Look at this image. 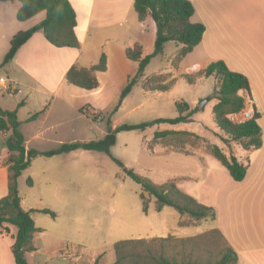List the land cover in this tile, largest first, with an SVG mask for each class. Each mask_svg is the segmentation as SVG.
Listing matches in <instances>:
<instances>
[{"label": "crops", "instance_id": "1", "mask_svg": "<svg viewBox=\"0 0 264 264\" xmlns=\"http://www.w3.org/2000/svg\"><path fill=\"white\" fill-rule=\"evenodd\" d=\"M68 1L76 15L75 35L80 48H56L42 33H35L6 64L11 78L9 74L6 76L19 93L3 94L0 91V108L17 111L26 150L42 153L53 150L50 146L55 149L65 143L78 142V138L68 137L78 131L74 122L80 118L102 124L103 116L94 119L101 112L87 104L88 93L82 95L77 89H84L69 84L66 73L72 66L79 69L97 65L103 53L106 56L105 72L110 67L109 56H116L124 63L126 49L139 45L135 33L145 29L147 18L151 20L148 16L144 21H139L134 0ZM187 1L194 8L190 22L201 24L204 33L200 43L181 61V72L202 75L211 63L221 61L231 72L245 76L249 83V94H240L245 104L259 115L262 144L258 149L244 148V162L237 160L247 167L245 177L240 182L232 180L217 160L221 167L194 152L188 153L189 149L177 152L160 144L154 145L162 147L160 155L179 156L185 160L200 159L198 167L191 169L185 166L178 174L169 173L167 179L174 181L184 194L212 207L216 217L198 232L195 230L198 225L196 220L189 216L185 220V215L181 216L167 206L157 211L154 199L146 210V216L160 219L162 223L146 229L135 226V234L128 240L164 239L169 236L183 239L217 229L236 252L237 264H264V0ZM20 7L17 1L0 2V63L10 48L11 38L35 26L45 17L41 12L27 21L19 22L16 13ZM125 62L137 64L127 58ZM188 67L196 71H186ZM22 88L27 93L23 106L18 107L16 102L7 106L5 96L20 95ZM33 102L35 108L26 112L27 106ZM38 112H42L40 117L29 122L28 119ZM21 114L25 115L23 120H20ZM10 135L11 132L0 133V199L7 194L8 173L5 164L9 153L4 144ZM75 151L51 157L37 156L21 174V177L32 181V186L24 189L22 183L19 184L20 205L30 213L38 229L32 239L34 250L25 253L27 264H94L95 261L101 264L105 260V253L88 257V247L72 242L73 239L77 236L91 237L92 240L112 237L123 232L121 225L127 226L121 219L118 227L108 222L97 225L79 219L80 210L89 207V204L82 203L79 191L81 178L87 177L89 165L81 166L78 163L80 155ZM91 169L95 170L93 167ZM196 178L201 185L189 193L187 189L193 187L184 181ZM211 191L215 193L213 201ZM143 197L145 203L144 193ZM43 210L53 212L54 217L42 213ZM221 217L224 218L223 223ZM15 235L16 228L13 226L0 228V264H15L11 251ZM123 239L119 238L120 241H127Z\"/></svg>", "mask_w": 264, "mask_h": 264}, {"label": "trees", "instance_id": "2", "mask_svg": "<svg viewBox=\"0 0 264 264\" xmlns=\"http://www.w3.org/2000/svg\"><path fill=\"white\" fill-rule=\"evenodd\" d=\"M14 1L21 4L16 13L17 21H27L41 12H44L45 17L35 26L18 32L11 38L10 48L2 65L8 64L18 49L35 33H42L45 39L56 48H80V43L75 35L76 15L68 0H0V2ZM134 10L139 21H144L149 16L157 27L154 55L162 54L164 44L173 41L180 45L175 56V60L180 62L202 39L204 27L201 24L190 22L194 8L187 0H134ZM125 56L129 61L136 62L138 67L136 74L126 80L120 101L111 111V116L117 112L122 100L140 81H142L143 89L147 91L165 92L170 88V84H163V76H151L144 79V71L151 57L142 56L141 46L135 45L133 48L126 49ZM106 69V56L102 54L97 65L79 69L72 66L65 77L69 84L90 91L97 87L94 73L105 72ZM202 75L206 78L213 77L216 80L217 86L213 95L216 103L212 108L216 127L229 141L239 142L246 149L260 148L262 144L261 129L258 125L259 115L255 111L253 118L244 123L234 124L229 120L230 115L240 112L245 107V99L240 93L249 94L247 78L231 72L221 61L211 63ZM187 81L190 84L193 83L190 78ZM22 106L23 102H20L18 107ZM175 108L177 117L174 119H159L138 125L123 124L114 129L110 126L109 118L107 120L108 132L101 140L62 144L57 149L42 153L33 149H25V137L19 129L20 122L17 119V111H4L0 108V133L11 132L4 144L9 153L5 164L8 183L7 194L0 199V228H6V226L16 228V235L11 247L15 264H27L25 253L34 250L32 239L38 230L35 228L30 213L21 208L18 190V178L28 168L32 159L37 156L51 157L78 149L109 154L111 147L116 143V135L120 132L132 130L144 132L153 124L176 126L188 123L196 111V109L191 110L185 102H176ZM41 114L42 112L33 114L28 121L37 120ZM178 137L194 138L195 140L200 138L194 133L185 131H162L154 133L153 141ZM182 143H186V141H182ZM148 148L150 149L149 145ZM178 150L177 152H182L180 148ZM209 151L228 171L232 180L236 182L243 180L247 167L239 163L236 157H227L216 146H212ZM113 161L120 168H124L127 176L138 184L144 193L155 199L157 211L167 206L173 208L179 215H187L196 221L215 220L216 213L212 207L181 192L174 181L157 185L135 174L131 169H125L120 161L116 159ZM27 186H32L30 179L27 180ZM141 198H144L143 194H141ZM41 212L54 217V213L49 210ZM169 251L173 256L168 254ZM113 253L115 256L113 264H237L238 260L236 252L217 229L184 239L169 236L164 239L119 241L113 245ZM94 264H97V261Z\"/></svg>", "mask_w": 264, "mask_h": 264}, {"label": "rangeland", "instance_id": "3", "mask_svg": "<svg viewBox=\"0 0 264 264\" xmlns=\"http://www.w3.org/2000/svg\"><path fill=\"white\" fill-rule=\"evenodd\" d=\"M144 26V30L135 33L138 44L142 47L143 57H151L144 71V79L151 76H163V84H170L169 90L165 92L147 91L143 89L142 81H140L133 87L131 93L122 100L117 112L111 116V111L120 101L126 80L136 74L138 65L125 62V55L124 63H121L116 56H109L110 67L107 72L94 73L97 81V87L94 90L86 92L83 90V92L76 88L81 91L82 95L88 93L87 104L101 112V115L97 114L94 119L98 120L100 116L105 119L102 124H98L97 121H87L86 118H80V120L74 122L78 131L68 138H78L79 143L101 140L108 132L107 120L109 118L111 121L110 126L113 129L123 124L138 125L151 123L159 119H174L177 117L176 102H185L191 110L196 109V111L190 122L179 126L153 124L144 132L136 130L120 132L116 135V143L111 147L109 154L83 149L75 151L76 154L80 155L78 163L81 166L83 164L89 165L87 177H82L79 185L82 203L89 204V207L80 210L79 219L97 225L108 222L116 227L121 224L119 222L121 219L127 224V226L121 225L123 229L121 234L112 237H99L92 240L91 237L77 236L73 239L72 242L88 247V257L99 255L102 252L105 253V260H102L101 264L114 261L113 245L120 241L119 238H124L123 240L131 239L135 234V226L146 229V227H156L162 223L160 219L146 216V210L150 207L154 198L144 193L141 187L127 176L124 168H120L113 159L120 161L125 169H131L135 174L150 180L154 184L161 185L169 182V179H167L169 173L178 174L185 166H190L191 169L198 167L200 159L185 160V158L179 156L160 155L163 152L162 147H153L156 144L171 148L173 151H179V148L182 152L184 149H189L188 153L194 152L217 167H221V165L210 154L209 150L212 146L218 147L227 157H236L239 162H244V157H246L241 143L229 141L213 121L212 108L216 103L213 99L216 89L215 79L212 77L206 78L196 73H182L179 66L183 59L180 62L175 60V56L180 49V45L176 42H166L162 54L154 55L157 27L149 18L145 20ZM187 69L186 71H196L191 67ZM7 74L11 78L7 65H2L1 61L0 77L6 78ZM188 78L193 83H188ZM26 94V89L22 88L20 95L5 96V103L7 106H12L15 102L17 104L20 102L25 103L27 101ZM204 100H207V102L200 108L199 103ZM34 103L27 106L26 112L35 108ZM20 118V120H23L25 115L21 114ZM162 131H185L194 133L200 138L195 140L194 138L183 139L178 137L153 141L154 133ZM182 141H186V143H182ZM148 145L152 149H148ZM49 148L54 150L53 146ZM183 161H185V164H183ZM92 167L95 168L94 171H91ZM194 170L192 171L194 172ZM81 172H84V170L81 169ZM27 179L25 176H20L18 178V188L19 184L22 183V188L28 189ZM184 182L193 187L187 189L189 193L197 190L201 185L197 178ZM184 182L181 183V186ZM143 193L146 199L145 203L141 198ZM210 194H212L210 196L213 201L215 198L214 191H211ZM186 219H188L187 215H185ZM221 222H224L223 217H221ZM196 223L198 225L195 226V230L199 232L210 221L199 220ZM100 246H103V248L99 249ZM171 253V251L168 252L169 255H172ZM177 258L179 259V257Z\"/></svg>", "mask_w": 264, "mask_h": 264}, {"label": "built area", "instance_id": "4", "mask_svg": "<svg viewBox=\"0 0 264 264\" xmlns=\"http://www.w3.org/2000/svg\"><path fill=\"white\" fill-rule=\"evenodd\" d=\"M0 91L3 94L19 93V90L15 88L7 77H0ZM253 116L254 111L252 107L245 104V107L240 112L230 115L229 120L234 124H240L252 119Z\"/></svg>", "mask_w": 264, "mask_h": 264}, {"label": "water", "instance_id": "5", "mask_svg": "<svg viewBox=\"0 0 264 264\" xmlns=\"http://www.w3.org/2000/svg\"><path fill=\"white\" fill-rule=\"evenodd\" d=\"M206 102H207V100L201 101V102L199 103V107L202 108Z\"/></svg>", "mask_w": 264, "mask_h": 264}]
</instances>
